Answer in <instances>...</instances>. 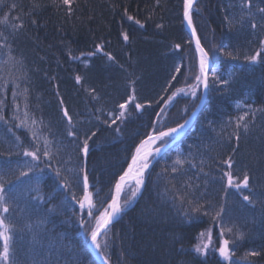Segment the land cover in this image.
Segmentation results:
<instances>
[{
    "label": "trees",
    "instance_id": "1",
    "mask_svg": "<svg viewBox=\"0 0 264 264\" xmlns=\"http://www.w3.org/2000/svg\"><path fill=\"white\" fill-rule=\"evenodd\" d=\"M255 2L264 7L259 0ZM235 3L236 0H199L194 7L193 23L213 59L217 75L228 80L231 74V79L227 85L214 84L210 76L208 101L192 129L147 172L145 186L136 202L132 199L124 204L131 195L129 187L134 190V184L125 189L127 195L121 199L124 211L109 227L108 246L101 252L111 264H264V111H261L264 110V60L250 63L244 59L246 53L253 54L259 47L264 29L254 32L247 22L243 26H229L225 17L229 12L238 14ZM12 4L17 7L12 9ZM183 4L184 0H74L73 12L69 14L68 6L60 0H4L0 4V45L5 43L6 36L12 55L21 63L12 69L11 75L7 66L5 72H0V99L6 98L7 104L2 110L4 119L0 120V130L14 139L10 149L0 144V172L11 170L7 178L14 180L19 174L14 167L29 159L20 153L23 149L34 150L31 132L19 122L24 119V97H17L21 111L14 113L12 104L15 86L10 81L12 77L26 74L27 79L19 83L21 89L25 86L29 89L28 123L36 119L41 125V135L53 140L54 147L56 143L62 144V159L68 161L65 167L72 170L64 174L72 182L77 198L82 195L77 175L81 169L87 170L89 184L93 185L90 189L102 190L103 198L118 175L127 169L135 147L155 123L156 113L165 108L160 113L159 124L176 127L188 118L200 100L201 91L197 98L180 95L172 106H166L163 101L145 109L129 105L123 123L117 120L111 124L108 115H118V105L130 92L129 79L136 80L140 103L161 96L166 100L174 90L164 91L169 82L175 87L194 82L191 78L185 81V77L198 73L199 54L184 27ZM5 15L9 17L8 24L2 22ZM128 15L144 26L128 20ZM256 18L259 20V16ZM21 21L23 28L13 31L11 25ZM124 32L129 36L127 41L123 39ZM176 44L181 48L176 49ZM97 45H103L104 52L97 51ZM224 45L228 46L225 51H233L235 59L219 51ZM8 52L9 49L0 47V62L8 58ZM90 52L96 54L80 55ZM109 52L114 60L104 54ZM178 66L181 74L177 75V81H170ZM77 75L84 78L80 84L75 80ZM4 79L9 80L6 88ZM89 88L96 89L98 100L85 91ZM62 107L68 108L76 128L81 130L75 140L66 135ZM185 107L187 112L183 111ZM250 109L256 110L254 118ZM244 113H249L245 118L249 127L246 133L242 128L239 130L237 141L233 136L237 131L234 123L227 121L231 118L235 122ZM117 127L119 132L115 131ZM97 129V135L89 140L85 157L80 151L84 134L90 135ZM178 151L184 155L191 152L197 160L204 159L203 172L194 168L184 174L171 173ZM229 157L234 174L242 176L247 172L250 176V187L257 193L253 196L254 204L243 201L236 189H228L225 194L220 177L228 170L223 161ZM40 167L45 165L41 163ZM37 175L41 178L43 193L54 198L48 204L30 202L28 190L35 184L31 173V180L17 186V208L8 222L17 229L14 240L19 264H97L87 248L92 221L84 216L88 223L81 224L84 214L71 199L72 192L58 186V178L51 170ZM184 181L196 187L197 196L203 193L204 200L217 207L221 203L225 205L222 226L234 225L233 233H244V239L236 240L232 261H225L217 251L221 225H214L208 216L185 217L187 205L181 208L172 199L170 182L182 193L187 188ZM165 188H169L167 193ZM244 195L252 193L244 190ZM53 206L56 212L47 216L46 232L37 243L26 225L44 218L46 209ZM208 229H211L212 244L207 254L198 253L195 245L201 239L207 242V236L200 238L199 234ZM225 238L236 239L233 234H226ZM253 251L260 255L246 256Z\"/></svg>",
    "mask_w": 264,
    "mask_h": 264
},
{
    "label": "snow or ice",
    "instance_id": "2",
    "mask_svg": "<svg viewBox=\"0 0 264 264\" xmlns=\"http://www.w3.org/2000/svg\"><path fill=\"white\" fill-rule=\"evenodd\" d=\"M63 5H67V11L69 14L73 12L72 4L74 0H60ZM159 2V0H157ZM260 3H264V0H259ZM4 0H0V4H3ZM197 0H184L183 4V15L187 20L188 25L191 27L192 34L196 36V47L199 51V71L191 77H185V81L189 78L193 79L192 84L185 83L184 87H175L171 82L168 83L167 87L164 91L167 93L170 89H174L171 91L170 95L165 97L161 96L159 99H146L144 103H140V97L137 96V88H136V80L129 79L128 88L130 89L129 94H127L123 103L118 105V115L114 113H109V117L111 118V124H116L117 120L123 123L125 117V110L129 105L133 106L135 109H145V107H151L153 104L159 105L162 101L166 106H172L174 101L181 94L185 96L191 95L192 98H197L198 91H207L209 87V79H211L213 83H220L227 85L229 80L231 79V74H229L228 80H222L219 75H217L216 68H210V57L209 53L203 45L201 44L200 38L196 35V28L193 24V10L196 5ZM238 8V14L232 15L229 12V15L225 17L229 26L233 24H239L243 26L246 22L250 29L254 32L264 29V7L257 6L255 0H236V3L233 5ZM17 7L16 4H12L11 8L15 9ZM255 8V11L253 10ZM199 10L198 8L196 9ZM125 14H127V8L124 9ZM257 16H259V20H257ZM231 17V18H229ZM18 19V18H17ZM128 20L134 21L136 24L143 27L144 25L140 20L135 17L128 15ZM2 22L4 24H8L9 17L5 15L2 18ZM32 23L35 24L36 21L32 20ZM157 27H162V25H157ZM11 28L13 31H17L23 28V22L21 21L19 24H12ZM2 35V33H0ZM123 39L127 41L129 36L127 32H124ZM7 37L4 36L3 40L5 43L0 45V47H4L9 49L8 58L2 62H0V72H5L7 66L8 75H11L12 69L16 68V65L21 63L16 60V58L11 53V46L7 43ZM227 45L222 46L219 51L223 53V55L229 58H236L232 50L225 51ZM176 49H180L181 45L176 44ZM97 51L104 52L103 45H97ZM95 52L90 53H81L82 57L94 56ZM109 60H114L115 58L112 54L104 53ZM71 55V53H69ZM74 60L80 59V57H72ZM244 59L250 63H256L258 61L264 60V36L259 39V47L254 51L253 54H245ZM175 73L170 77V81H177V75L181 74V68L178 66L175 68ZM26 80L27 75L12 77L11 83L14 84V89L12 90V104L14 106V113L21 111V105L18 102L17 97H24V106H23V115L24 119H21L20 125L29 129L31 132V138L33 141L34 150L23 149L20 154L23 157H28L29 159L24 162L22 166H18L17 171L18 175L15 176V179H8V175L11 174V170L8 172H0V264H19V257L17 256V248L14 240V233H16L17 229L15 225L8 222V217L12 215V213L16 210V200H17V186L21 183H25L28 180H31L32 177L29 176V173L35 177V184L28 190V195L30 197V202L35 204H40L41 202L48 204L54 198L52 196H46L43 193L41 187V178L37 175L39 173L45 172L46 169L51 170L56 177L58 178L59 184L58 186L62 189H68L72 192L71 199L75 201L79 205V211L84 215L81 216V224L84 225L88 223L87 220L84 219V216L88 217L92 223L90 224V241L92 245L99 251L102 252L104 248L108 246V231L109 226L113 222L114 218L123 211L121 205V197L122 195H127L125 192L126 185L129 182H134L135 190H132L129 187V192L131 195L128 199L124 201V204L127 205L132 199H134L137 193L140 192L141 188L144 186V174L147 169L150 167V158L159 155L161 151V147L166 146L169 141V138H173L174 134L183 130L189 123V120H185L183 123L178 124L176 127H166L164 125L159 124L160 113L165 112V108H161L158 113H156V121L155 123L150 125V131L146 134V138L140 140L139 144L135 147L134 153L130 156V163L127 165V169L123 171L122 174L118 175L112 184V187L109 189V192L102 198L101 192L96 191L93 192L90 190L93 185L89 184V178L87 170L81 169L80 173H77L80 176L81 183V193L82 195L78 199L74 191L72 190L71 184L68 177L64 174L65 172L71 173V169L65 167L68 161L62 159L63 147L62 144L56 143L54 147V141L49 139L47 135H41L40 127L41 125L38 123L36 119H32L31 123H28V93L29 89L27 86L21 89L20 80ZM84 78L77 75L75 80L77 84H80ZM9 80L4 79L3 87L6 88ZM20 90L19 92L17 90ZM89 93L92 99L98 100L99 93L96 92L95 88L85 89ZM6 97V93H5ZM203 100V97H199ZM61 105H63V99H60ZM7 106L6 98L0 99V120L4 119L2 114V110ZM183 111L187 112L188 108L185 107ZM252 112V116L254 118V113L256 110L250 109ZM264 111V110H261ZM63 116L67 122V131L66 135L68 137H72L74 140L77 139V132L81 131L76 128V124L73 122L72 115L69 114V110L67 107H62ZM249 116V113H244V115L240 116L235 122L229 118L227 121L228 124H233L237 131L233 133V136L238 141L239 140V130L242 128L246 133L248 131V123L245 121V118ZM19 119V116L15 117ZM99 119V117H97ZM190 119V118H189ZM104 123H108V121H104ZM211 124V122H210ZM76 128L75 131L73 129ZM223 130V129H222ZM96 131H91V134H84V139L80 144V151L86 157L89 152V140L92 137L97 135ZM116 132H119L120 129L117 127L115 129ZM232 137H229L231 139ZM157 142H160V147H153ZM11 155V151L8 153ZM55 161V166L53 164ZM43 163L45 165L44 168L40 167V164ZM206 164L204 159L197 160L196 157L189 152L187 155H184L182 152H177L175 160L172 161L170 172L176 174H184L190 169L199 168L200 172H203V166ZM223 164L227 167V171L222 172L220 177L221 183L224 185L225 194H227L228 189H236L239 191L243 201L248 202L249 204H254L255 201L253 196H256L257 193L250 187V176L247 172H244L242 176L236 175L233 173L232 166L233 161L232 158L229 157L227 160L223 161ZM20 167L26 169L19 170ZM164 171L169 172L168 168H165ZM187 184V188L183 190L181 193L180 189H177L175 183L170 182L171 191L174 193L172 199L178 203L181 208H184L187 205V208L184 210V216L190 219L196 218L193 214L203 215L210 217L212 223L214 225H221L219 227V247L217 251L220 256L223 257L225 261H232L234 253V247L236 245V240L244 239L243 232L233 233L232 227H224L222 226L223 218L225 215V205L221 203L218 207L211 203V201L204 200V194L201 193L199 196L196 195V187L192 184L188 183V181H184ZM244 190H247L252 193V195H244ZM169 191V188H165V193ZM35 192V196H31V193ZM56 212V208L53 206L51 208L46 209V215L44 218L38 219L35 223H29L26 225L27 229L32 233L33 240L39 243L40 238L46 232L45 225L48 223L47 216ZM86 233L89 232V229H85ZM226 234H233L236 239L230 241L226 239ZM200 238H204L207 236V242H204L201 239V242L195 245V250L201 254H207L209 250V246L212 244V235L211 229L206 231H202L199 234ZM103 237V240L100 239ZM259 252H249L246 253V256H259ZM105 264H111V261L107 256H103Z\"/></svg>",
    "mask_w": 264,
    "mask_h": 264
},
{
    "label": "water",
    "instance_id": "3",
    "mask_svg": "<svg viewBox=\"0 0 264 264\" xmlns=\"http://www.w3.org/2000/svg\"><path fill=\"white\" fill-rule=\"evenodd\" d=\"M198 1H199V0H197V2H198ZM194 7H195V6H194ZM183 23H184V27H185L186 31L189 33V35H190V37H191V39H192V42H193V44H194V46H195V48H196V50H197L196 43H195L196 36H194V35L192 34L191 27L188 25L187 20H186V18L184 17V15H183ZM193 24H194V23H193ZM196 35H198V34H197V31H196ZM200 41H201V40H200ZM201 44H202V42H201ZM202 45H203V44H202ZM203 47H204V45H203ZM204 48H205V47H204ZM205 50H207V49L205 48ZM197 52H198V54H199V51H198V50H197ZM208 53H209V52H208ZM199 55H200V54H199ZM209 57H210V68H213V59H212L210 53H209ZM209 92H210V79H209V87H208V90H207L206 92L203 91V90H201V96L203 97V100H201V99L199 100V102H198L197 106L195 107V109L191 112V114H190V115L188 116V118L186 119V120H189L188 125H187L183 130H181V131H179L178 133L174 134L173 138H172L170 141H168V143L166 144V146L161 147V151H160V154H159V155H156V156H154V157H152V158L150 159V161H151V162H150V167H149V169H147V170L145 171V174H144V180H145V181H146V175H147V172L150 171V170L154 167V165L157 163V161H158V160H159V159H160L165 153H167L169 150H171L172 148H174V147L176 146V144L179 143V142L184 138V136L188 133V131H190V130L192 129V127L195 125V123H196L198 117L200 116V114L202 113L204 107L206 106V103H207L208 98H209ZM201 96H200V97H201ZM189 118H190V119H189ZM132 183H134V182H129L128 185H131ZM128 185H126V187H127ZM144 186H145V183H144ZM144 186L141 188L140 192L138 193V196H137L135 202L137 201L138 197L141 195ZM126 187H125V188H126ZM121 198H122V197H121ZM135 202L133 203V205L135 204ZM122 212H123V211H122ZM122 212L119 213V214L114 218V220H113V222L110 224V226L114 224V222L118 219V217L122 214ZM110 226H109V227H110ZM100 239H101V237H100ZM87 248H88L90 254L92 255L93 259L95 260V262H96L97 264H105V261H104V259H103V256H104V255H103L101 252H99V251H98V250L92 245V243H91L90 240H89V242H88V244H87Z\"/></svg>",
    "mask_w": 264,
    "mask_h": 264
},
{
    "label": "rangeland",
    "instance_id": "4",
    "mask_svg": "<svg viewBox=\"0 0 264 264\" xmlns=\"http://www.w3.org/2000/svg\"><path fill=\"white\" fill-rule=\"evenodd\" d=\"M198 94H199V91H198V93H197V96H198ZM181 95H184V94H181ZM190 95V94H189ZM189 95H187V96H189ZM0 141H2V142H0V144L1 145H5L4 146V149H10V147H11V141H12V143H14V139L12 138V139H10V136L6 133V134H1V130H0ZM157 147H160V145H158V143H157ZM15 149L17 150V148H16V143H15ZM17 152H19V150L17 151ZM24 162L25 161H23V162H21L20 164H17V167H14V169L17 171V169H18V166H22L23 164H24ZM19 170H26V169H24L23 167H20L19 168ZM18 172V171H17ZM134 184V183H133ZM134 187V190H135V185L133 186ZM91 190V189H90ZM92 191V190H91ZM138 196V193H137V195H136V197ZM136 197L134 198V199H136ZM133 199V200H134Z\"/></svg>",
    "mask_w": 264,
    "mask_h": 264
},
{
    "label": "bare ground",
    "instance_id": "5",
    "mask_svg": "<svg viewBox=\"0 0 264 264\" xmlns=\"http://www.w3.org/2000/svg\"><path fill=\"white\" fill-rule=\"evenodd\" d=\"M157 143H159V142H157ZM153 147H157V144H156V145H153ZM122 213H123V212H122ZM120 216H121V215H120ZM120 216L118 217V219L120 218ZM118 219H117V220H118ZM117 220H116V221H117ZM116 221H115V222H116ZM115 222H114V223H115Z\"/></svg>",
    "mask_w": 264,
    "mask_h": 264
}]
</instances>
